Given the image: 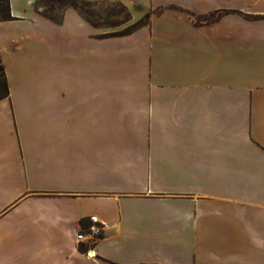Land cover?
<instances>
[{
    "label": "crops",
    "instance_id": "crops-1",
    "mask_svg": "<svg viewBox=\"0 0 264 264\" xmlns=\"http://www.w3.org/2000/svg\"><path fill=\"white\" fill-rule=\"evenodd\" d=\"M34 1L0 20V264H264V0H109L151 13L116 36Z\"/></svg>",
    "mask_w": 264,
    "mask_h": 264
},
{
    "label": "trees",
    "instance_id": "trees-1",
    "mask_svg": "<svg viewBox=\"0 0 264 264\" xmlns=\"http://www.w3.org/2000/svg\"><path fill=\"white\" fill-rule=\"evenodd\" d=\"M93 1L90 0H35L33 3V7L36 13H38L39 15L48 18L56 23H60L62 20V16H63V10L67 7H71L75 10L78 11V13L87 21L89 22L91 25H93L94 27H98L97 24H95L93 21H91L89 18L86 17L85 13L86 11L84 10V6H88L90 4H92ZM123 8L126 11L127 17L125 22H129L130 24L127 26V28L124 31L121 32H114V33H109V34H103L102 36H116V35H125V34H129L133 31H135L136 29L147 25L149 23V19H150V15L151 13L148 12L146 14H144L141 18L137 19V20H132L131 18V14L128 11V9L123 5ZM40 7L42 9H40ZM58 9V14H53L52 12ZM224 13H217V14H209L208 16H198L195 14L190 13L189 15L193 18V20H195L196 22H198V18H202L200 21H205V22H210L214 19H217L218 17L222 16ZM13 19V17L10 14V5H9V0H0V20H11ZM0 98H4L6 96H8L9 91H8V85H7V80L5 77V73L3 70V64L0 62ZM83 222L81 221V224ZM80 248H82L80 246Z\"/></svg>",
    "mask_w": 264,
    "mask_h": 264
},
{
    "label": "rangeland",
    "instance_id": "rangeland-1",
    "mask_svg": "<svg viewBox=\"0 0 264 264\" xmlns=\"http://www.w3.org/2000/svg\"><path fill=\"white\" fill-rule=\"evenodd\" d=\"M40 9L42 8L40 7ZM84 10L86 11V17L97 24L106 34L124 31L130 24L125 22L127 17L125 9L120 3L115 1H93L92 4L84 6ZM58 11V9H55L52 13L57 15ZM201 19L200 17L197 21L199 22Z\"/></svg>",
    "mask_w": 264,
    "mask_h": 264
},
{
    "label": "built area",
    "instance_id": "built-area-1",
    "mask_svg": "<svg viewBox=\"0 0 264 264\" xmlns=\"http://www.w3.org/2000/svg\"><path fill=\"white\" fill-rule=\"evenodd\" d=\"M90 221H91V225L88 226V233L92 236V238H96V236L99 234L100 228L96 225V223L98 222L97 218L94 216L90 217ZM84 232H79L77 234V241H82L83 236H84ZM86 255L91 257L93 254L92 252L88 249L86 250Z\"/></svg>",
    "mask_w": 264,
    "mask_h": 264
}]
</instances>
